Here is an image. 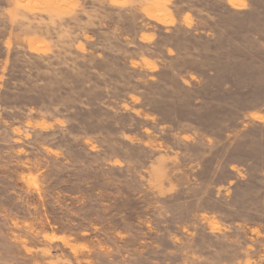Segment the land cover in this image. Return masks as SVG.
I'll use <instances>...</instances> for the list:
<instances>
[{"label": "rangeland", "instance_id": "374dc122", "mask_svg": "<svg viewBox=\"0 0 264 264\" xmlns=\"http://www.w3.org/2000/svg\"><path fill=\"white\" fill-rule=\"evenodd\" d=\"M0 264H264V0H0Z\"/></svg>", "mask_w": 264, "mask_h": 264}]
</instances>
